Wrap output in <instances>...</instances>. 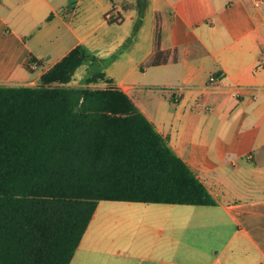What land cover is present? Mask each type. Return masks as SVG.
<instances>
[{
	"label": "crops",
	"instance_id": "1",
	"mask_svg": "<svg viewBox=\"0 0 264 264\" xmlns=\"http://www.w3.org/2000/svg\"><path fill=\"white\" fill-rule=\"evenodd\" d=\"M252 1L0 0V85L34 86L84 46L96 61L83 67L130 97L216 202L99 201L69 264H264V3Z\"/></svg>",
	"mask_w": 264,
	"mask_h": 264
},
{
	"label": "trees",
	"instance_id": "2",
	"mask_svg": "<svg viewBox=\"0 0 264 264\" xmlns=\"http://www.w3.org/2000/svg\"><path fill=\"white\" fill-rule=\"evenodd\" d=\"M95 61L77 45L36 85H0V264H69L99 201L216 203L104 72L71 85Z\"/></svg>",
	"mask_w": 264,
	"mask_h": 264
},
{
	"label": "rangeland",
	"instance_id": "3",
	"mask_svg": "<svg viewBox=\"0 0 264 264\" xmlns=\"http://www.w3.org/2000/svg\"><path fill=\"white\" fill-rule=\"evenodd\" d=\"M130 25L131 24H125V26H123L122 28H114V32L120 34H124L127 31H130ZM129 27V28H128ZM149 29L148 25H142V27L140 28V32L143 31H147ZM86 70H88L89 74H93L95 72V70H89V69H85L83 66L78 68V70L76 71L74 77L72 78L71 81V85H76V86H82L84 85L83 82V77L85 76ZM29 73V72H27ZM36 75V74H35ZM35 77V76H34ZM107 77V76H106ZM109 78V77H108ZM91 87H99V88H105L106 85L103 82H99L98 84H92Z\"/></svg>",
	"mask_w": 264,
	"mask_h": 264
},
{
	"label": "built area",
	"instance_id": "4",
	"mask_svg": "<svg viewBox=\"0 0 264 264\" xmlns=\"http://www.w3.org/2000/svg\"><path fill=\"white\" fill-rule=\"evenodd\" d=\"M263 3H264V0H253V1H252V5H253L255 8H260V7L263 5ZM37 66H38V63H37L36 61L31 60V61L29 62V68H36ZM209 80H210L211 82H214V81L216 80V78H215L214 76H211V77L209 78ZM236 90L242 92V91L245 90V89L242 88V87H237Z\"/></svg>",
	"mask_w": 264,
	"mask_h": 264
}]
</instances>
